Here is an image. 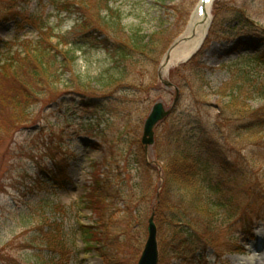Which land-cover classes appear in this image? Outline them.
Returning a JSON list of instances; mask_svg holds the SVG:
<instances>
[{"label": "rangeland", "instance_id": "obj_1", "mask_svg": "<svg viewBox=\"0 0 264 264\" xmlns=\"http://www.w3.org/2000/svg\"><path fill=\"white\" fill-rule=\"evenodd\" d=\"M52 1L20 0L17 10L23 17L44 20L53 35L71 31L77 22L76 16H56ZM198 3L199 0H110L109 4L126 32L139 30L146 36L162 33L163 44L170 42L166 49L169 51L176 39L185 36ZM240 11L246 18L238 24L236 16ZM208 13L210 20L223 24L217 36L207 41L200 60L208 83L204 98H200L201 94L198 99L192 96L195 88L191 86V89L186 81L196 79L184 63L172 65L161 75L165 50L159 59L155 53L153 58L129 62L134 71L124 82L102 92L94 86L97 91L86 93L90 99L83 100L73 80L116 76L113 67L118 65L117 69H122L125 62L118 59L115 64L113 54L103 45L80 41L83 40L80 33L70 36V41L84 45L76 53L72 72L62 76L61 84L35 88L38 98L29 108L26 123L9 137L0 136V264H104L99 252L87 250L81 242L80 224L96 227L107 234L106 239L117 237L125 245L117 252L123 264L133 254V238L140 240L144 235L139 258L147 238L148 219L162 185V165L157 160L156 144L164 147L166 143L164 126L155 127L152 146L145 150L141 145L144 121L157 102H162L167 111L173 106L181 113L185 137L190 126H194L192 129L205 127L206 132L196 131L190 136L188 151L210 161L211 156L215 159L211 151H222L228 158L227 173L243 174L244 178L237 177L238 181L245 180L252 187L264 186V99L254 94L252 101L247 102L250 109L259 112L258 136L239 139L238 129L232 131L231 125L227 126L225 118L218 114V107L224 106L227 98L216 95L232 79L234 84L237 82L236 75L243 65L238 62L240 57L262 52L264 42L256 38L255 30L264 29V0H215ZM16 21L0 23V60L8 51L21 50L23 42L38 39L31 26L18 27ZM51 43H55L54 37ZM257 74L261 81L263 72L258 70ZM167 82L172 87H166ZM173 82L184 83L185 94L179 102L174 100ZM182 111L194 117L196 123L192 121L188 126ZM234 123L238 126L236 120ZM142 158L143 168L136 163ZM211 172L212 175L220 173L215 165ZM96 181L102 188L99 194L102 218L92 214L87 204ZM97 195L94 198H99ZM171 199L173 202L175 197ZM186 211L192 220L193 212L188 207ZM258 216L264 217L263 208L262 212L253 208L251 216L242 221L253 219L250 235L241 232L242 222H233L229 228L225 225L219 230L214 249L187 243L183 247L185 254L170 260V264H232L231 258L235 256L252 259L251 263L260 261L264 253V244H261L264 222L256 219ZM102 226L106 228L101 229ZM255 242L258 247L254 246ZM238 248L242 250L239 254L229 252Z\"/></svg>", "mask_w": 264, "mask_h": 264}, {"label": "trees", "instance_id": "obj_2", "mask_svg": "<svg viewBox=\"0 0 264 264\" xmlns=\"http://www.w3.org/2000/svg\"><path fill=\"white\" fill-rule=\"evenodd\" d=\"M19 2L20 0L0 1V23L17 20L18 27L22 24L29 25L37 32L38 39L35 42H23L21 50H17V53L8 51L0 60V136L9 137L20 125L26 123L29 118V108L38 98L39 93L35 91V88H43L48 84H61L62 76L72 72L71 66L76 61V53L82 50L84 45L78 46L77 41H70V36L80 33L83 39L80 41L87 44L94 43L98 47L103 45V48L113 54L115 64L118 59L125 62L122 69H117L118 65L113 67L116 70L114 74L116 76L109 75L103 79L87 77L88 79L84 81L79 78L73 80L72 84L79 90L78 96L83 100L89 98L86 93L97 91L94 86H98V91L102 92L124 82L123 79L134 71L129 62L137 63L139 58H153L155 53L158 59L161 58L170 43L163 44L165 39L162 33L146 36L139 30L126 32L121 19L110 7V0L69 2L53 0L51 6L56 16L65 14L68 17L75 15L77 18L71 31L62 35H53L52 28L44 20H37L33 16L23 17V13L17 10ZM245 18L242 11L238 12L236 16L238 24H241ZM222 24V21L213 22L204 46L208 44L211 37L217 36ZM252 26L255 25L252 24ZM255 36L259 41L264 42V29L255 30ZM52 37L55 38V43H51ZM204 46L183 65L192 70V77L196 79L194 82L186 81L190 88L191 86L195 88L192 96L196 99L198 94H201L200 98L207 96L204 93V88L208 86L204 77L206 71L200 65ZM62 47L66 49L62 50ZM238 62L243 65L241 64L242 67L236 75L237 82L234 84L232 79L230 84L216 92L217 96L227 98L226 104L218 107V114L219 117L226 119L224 121L227 126L231 125L232 131L238 129L236 136L239 139L248 136L256 139L258 128L261 127L259 112L250 109L247 102L252 101L254 94L264 99V47L262 52L252 56H242ZM258 70L263 72L261 81H259L260 75L257 74ZM173 85L176 89L174 96L177 95L179 102L185 94L184 83L173 82ZM102 97L105 98V95ZM175 106H177L176 103ZM182 113H185L184 119L188 122V126L192 125V121L195 122L194 117L185 111ZM180 115L181 113L178 114L173 109L160 123L164 126L166 143L164 147L156 144L157 160L162 165V185L153 210L159 241L158 264H170V260L184 255L186 251H183V247L187 243L206 245L214 249L217 235L223 226L226 225L229 228L233 222H242L247 215L251 216L253 208L254 210L257 208L260 212L262 208L264 209V186L254 184L252 187L245 180L238 181L237 177L243 179V174L237 176L233 172L227 173L228 158L222 155V151H211L216 162L212 156L210 161L188 151L190 136L196 131L201 133L206 130L202 126L192 129L194 127L192 125L189 127V132L187 131L189 137H185L182 133ZM235 120L238 126L234 123ZM207 152L206 155H208ZM142 159L136 163L143 168L145 161ZM214 165L220 171L217 175L211 174ZM98 185L99 181L93 184L94 189L88 194L87 204L92 214L102 218L103 207L101 195H99L102 188ZM95 193H98L99 198H94ZM173 196L175 200L172 202ZM187 207L194 214L192 220L188 218ZM256 219L264 222L262 216ZM253 225V219L242 222L240 230L250 235ZM104 228L106 227H101V229ZM78 232L85 248L99 252L104 264H123L119 261L117 252L122 251L125 245L120 244L117 237L106 239L107 234H102L96 227L82 224L78 226ZM143 238L144 235L143 237L141 235L140 240L137 237L133 238L132 241L135 244L131 246L133 254L131 253L132 256L126 264H136ZM229 252L239 254L242 250L230 249Z\"/></svg>", "mask_w": 264, "mask_h": 264}, {"label": "bare ground", "instance_id": "obj_3", "mask_svg": "<svg viewBox=\"0 0 264 264\" xmlns=\"http://www.w3.org/2000/svg\"><path fill=\"white\" fill-rule=\"evenodd\" d=\"M209 4L205 6L206 12L204 13L203 16L199 17L198 15H195L189 20L186 27L187 28L185 34L186 38L184 39V41H181L180 43L183 49L180 51L178 50V48H175L172 52H170L166 56L160 69V73L162 76L166 74V72L172 65L178 64L186 60L188 56L194 53L201 45L209 26V16L207 12ZM261 242H262L261 244H264V236H262ZM254 246L258 247L257 242H255ZM251 262H253L252 259H246L241 256L239 257L235 256L231 258L232 264H264V253L263 255H261L260 261L255 263H251Z\"/></svg>", "mask_w": 264, "mask_h": 264}, {"label": "water", "instance_id": "obj_4", "mask_svg": "<svg viewBox=\"0 0 264 264\" xmlns=\"http://www.w3.org/2000/svg\"><path fill=\"white\" fill-rule=\"evenodd\" d=\"M168 115L161 102L155 103L148 114L141 138V144L147 149L154 143V128ZM137 264H158L157 228L154 215L148 219L147 238Z\"/></svg>", "mask_w": 264, "mask_h": 264}]
</instances>
